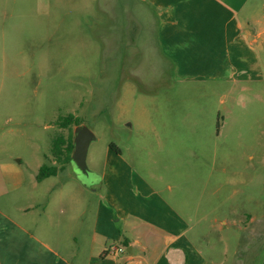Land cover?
Masks as SVG:
<instances>
[{
	"label": "rangeland",
	"instance_id": "1",
	"mask_svg": "<svg viewBox=\"0 0 264 264\" xmlns=\"http://www.w3.org/2000/svg\"><path fill=\"white\" fill-rule=\"evenodd\" d=\"M252 1L264 14V0ZM259 55L260 75L236 84L178 81L138 0H0V171L21 175L20 203L28 202L23 193L39 200L57 186L64 174L35 188L29 175L58 165L51 143L73 133L75 125L56 124L68 114L95 135L91 170L103 169L110 143L137 168L165 169L181 185L184 174L202 185L214 160L218 175L228 169L226 202L201 212L246 226L223 227L229 262L238 248L245 264H260L264 235L252 260L246 252L252 228L264 226V45ZM64 168L74 172L70 161ZM11 182L0 176L9 191L3 199ZM250 216L259 222L251 225ZM198 227L216 240L208 223Z\"/></svg>",
	"mask_w": 264,
	"mask_h": 264
},
{
	"label": "crops",
	"instance_id": "2",
	"mask_svg": "<svg viewBox=\"0 0 264 264\" xmlns=\"http://www.w3.org/2000/svg\"><path fill=\"white\" fill-rule=\"evenodd\" d=\"M251 1L138 0L154 17L159 52L171 63L176 80L233 84L260 75L263 64L259 47L264 45V14ZM104 160L101 171L92 170L99 180L91 188L66 168L41 181L38 170L32 172V188L64 176L39 200L23 193L27 203H20L21 175L0 171L12 180L6 199L9 191L0 188V264H245L237 257L238 248L233 250L235 260L228 259L223 227L235 222L201 212L226 202L228 169L220 166L218 175L213 160L202 185L191 183L187 174L180 177L185 182L181 185L165 169L155 173L137 168L110 144ZM248 221L259 222L251 216ZM204 223L217 234L214 242L210 232L200 227L197 232ZM261 235L264 226L252 228L249 260ZM111 245H122L125 252L107 255Z\"/></svg>",
	"mask_w": 264,
	"mask_h": 264
},
{
	"label": "trees",
	"instance_id": "3",
	"mask_svg": "<svg viewBox=\"0 0 264 264\" xmlns=\"http://www.w3.org/2000/svg\"><path fill=\"white\" fill-rule=\"evenodd\" d=\"M56 124L60 127L66 128L70 125L81 124V122L73 114H68L66 116H60ZM72 140V129L70 130V133L67 137L59 135L53 138L50 150L55 157L58 165L42 164L39 167L36 175L37 181H41L49 176L57 175L59 171H61L66 165H68L73 151ZM110 147L116 152H119V149L113 143H110Z\"/></svg>",
	"mask_w": 264,
	"mask_h": 264
},
{
	"label": "water",
	"instance_id": "4",
	"mask_svg": "<svg viewBox=\"0 0 264 264\" xmlns=\"http://www.w3.org/2000/svg\"><path fill=\"white\" fill-rule=\"evenodd\" d=\"M93 132L83 124L75 125L73 129V151L70 164L74 168V174L79 183L91 188L92 184L99 180L98 174L87 165V153L90 144L95 140Z\"/></svg>",
	"mask_w": 264,
	"mask_h": 264
},
{
	"label": "built area",
	"instance_id": "5",
	"mask_svg": "<svg viewBox=\"0 0 264 264\" xmlns=\"http://www.w3.org/2000/svg\"><path fill=\"white\" fill-rule=\"evenodd\" d=\"M124 252H125L124 246H122V245H120V246L119 245H111L110 247L107 248L106 254L115 256V255H118V254H121Z\"/></svg>",
	"mask_w": 264,
	"mask_h": 264
}]
</instances>
